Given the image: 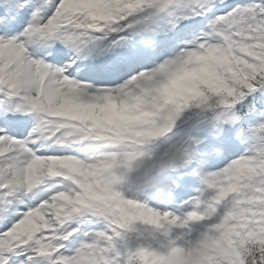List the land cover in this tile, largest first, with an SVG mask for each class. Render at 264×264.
I'll use <instances>...</instances> for the list:
<instances>
[{"label":"snow or ice","instance_id":"6c2138e0","mask_svg":"<svg viewBox=\"0 0 264 264\" xmlns=\"http://www.w3.org/2000/svg\"><path fill=\"white\" fill-rule=\"evenodd\" d=\"M170 255L264 264V0H0V264Z\"/></svg>","mask_w":264,"mask_h":264},{"label":"clouds","instance_id":"9594fccd","mask_svg":"<svg viewBox=\"0 0 264 264\" xmlns=\"http://www.w3.org/2000/svg\"><path fill=\"white\" fill-rule=\"evenodd\" d=\"M198 244L194 243L190 249L192 255H195ZM168 264H181L180 259L175 255H170L168 257Z\"/></svg>","mask_w":264,"mask_h":264}]
</instances>
